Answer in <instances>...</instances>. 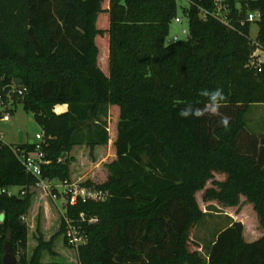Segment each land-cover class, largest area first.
<instances>
[{"label": "trees", "instance_id": "16d2710c", "mask_svg": "<svg viewBox=\"0 0 264 264\" xmlns=\"http://www.w3.org/2000/svg\"><path fill=\"white\" fill-rule=\"evenodd\" d=\"M182 1L187 39L166 44ZM215 1L0 0V97L10 95L43 132L49 164L42 178L73 182L74 149L107 147L112 157L101 181H79L108 191L109 199L69 198L64 207L72 219H96L78 224L86 242L76 254L61 216L48 240L40 217L33 235L22 221L31 214L36 179L14 150L34 146L0 141V190H25L24 197L0 195V264L8 231L17 264H68L73 253L81 264H264V149L246 128L250 107L264 106V63L253 57L264 49V0L239 7L219 0L228 25L203 18ZM253 11L260 13L255 43L245 21ZM14 85L25 92L4 96ZM216 89L226 99L213 113L201 92ZM57 106L66 111L56 113ZM187 108L204 114L181 116ZM241 200L252 221L233 218L203 259L193 233L204 205L232 211Z\"/></svg>", "mask_w": 264, "mask_h": 264}, {"label": "rangeland", "instance_id": "374dc122", "mask_svg": "<svg viewBox=\"0 0 264 264\" xmlns=\"http://www.w3.org/2000/svg\"><path fill=\"white\" fill-rule=\"evenodd\" d=\"M242 1L247 0H236L238 7ZM183 7H187V3L184 1L178 2L177 16L182 19V23L179 25L171 23L169 34L165 41L166 44H168L171 41L172 36L176 34L175 31L177 27L180 29L187 28V21L182 16ZM257 33L258 27L256 23H252L250 38L254 40ZM179 37L184 39L185 36L179 33ZM259 58L260 61L264 62V54L261 53ZM9 110H11L9 113L10 120L5 122L0 119V141L4 145L17 147L18 130H20L22 132L23 143H34L35 135L40 132V128L34 121L33 114L26 113L23 110L22 105H10ZM2 112L3 111L0 108L1 115L3 114ZM109 122L111 123V120H109ZM246 128L254 135L252 136V139H255L256 142L259 143V147L264 149V106L252 105L250 107L249 112L246 115ZM71 156H73L74 159V162L71 164L75 174V177L72 180L73 182L80 180L85 181L90 178L101 181L105 175L104 164L112 159L111 152L107 147L96 149L93 154H89V151L84 148L74 149ZM58 184H60L58 181H52V185L57 186L53 191L54 194L58 195L56 201H54L51 196H46L44 192L37 187L36 190L30 191L33 195V208L31 214L26 217L25 222L31 227V234L33 235L35 232L34 227L36 218L40 217V230L45 240H48L57 231L59 219L60 216L62 218L63 209L65 207V198L62 197V190L58 187ZM233 218L240 219L244 223L252 221V211L246 202L242 201L240 206L232 211L214 204L204 205L203 219L197 225L195 232L193 233V239L200 244L203 259H207V252L216 235L220 231L229 227ZM69 256V261L76 259L74 253L71 255L69 254ZM59 260V258L56 259V261Z\"/></svg>", "mask_w": 264, "mask_h": 264}, {"label": "built area", "instance_id": "2783aa9c", "mask_svg": "<svg viewBox=\"0 0 264 264\" xmlns=\"http://www.w3.org/2000/svg\"><path fill=\"white\" fill-rule=\"evenodd\" d=\"M216 5V10L213 13H208L202 11L203 18L206 19L207 16H212L215 19L220 20L223 22L225 25H228L224 13H222V10L226 11L225 6L221 4L219 0L215 1ZM260 19V13L258 11H253L249 12L246 16L245 21L249 23H255L259 21ZM173 24L179 25L182 23V19L180 17H175L174 20L172 21ZM177 32L174 34L171 38V41L169 43H175L180 40H186L188 31L187 28H176ZM179 33L181 35H184V39H181L179 37ZM255 43V39L253 40ZM264 54V49L257 47L255 52L253 53V57L257 59L258 63H264L260 61L259 55ZM257 70L260 72L261 68L259 67V64H257ZM25 92L24 88L17 87V86H12L11 91L9 94H14L16 93L18 96H21ZM12 105V100L10 99V95H8V101H2L0 97V108L2 109V115L0 114V119L1 121H9L10 120V112L9 106ZM43 132L40 131L35 135V141L33 144L34 148L31 152L29 153H24L20 149L14 150V154L16 155L17 159L20 161L22 164L24 170L26 173H28L30 176L34 177L36 179L35 187L39 188L41 191L44 192L46 196H51V198L56 201L58 195L54 194V188L57 186L52 185V181L46 180L42 178V173H41V168L44 165H48L49 161L46 160L45 158V153L43 151ZM58 184V187L61 188V194L62 197L65 198V205L67 203V200L70 198L73 200V202H79L81 204H88V203H100L104 202L109 199V193L108 191L105 190H97V189H90V188H85L81 186L79 181L77 182H66V183H61ZM0 195H6L7 197H24L25 195V190L24 189H17V188H11V189H1L0 190ZM0 213L1 209H0ZM62 219L64 222V235H65V240L66 244L69 248L73 249L75 253L77 254L78 249L85 244L86 242V236L85 234L80 231L79 225L80 223H87V224H92L96 221L95 218H88L85 214L81 213L77 217V219H72L66 215L65 209H63L62 213ZM26 217H22V221H25ZM2 222H0V225ZM68 264H81L77 259H74L71 263Z\"/></svg>", "mask_w": 264, "mask_h": 264}, {"label": "clouds", "instance_id": "9594fccd", "mask_svg": "<svg viewBox=\"0 0 264 264\" xmlns=\"http://www.w3.org/2000/svg\"><path fill=\"white\" fill-rule=\"evenodd\" d=\"M201 94L204 96L210 97V100L213 105V107L211 108V111L213 113L217 111V108L220 106V103L225 101L226 99L221 89H216L215 91L211 93H209L207 90H202ZM190 114L199 117V116H202L204 112L199 109H196L195 111H193L191 108H187V109L182 110L180 113V115L183 117H187ZM220 123L227 130L229 127V118L227 116L222 117Z\"/></svg>", "mask_w": 264, "mask_h": 264}, {"label": "water", "instance_id": "95a60500", "mask_svg": "<svg viewBox=\"0 0 264 264\" xmlns=\"http://www.w3.org/2000/svg\"><path fill=\"white\" fill-rule=\"evenodd\" d=\"M175 32H177V30ZM16 83L21 84L22 81L16 80ZM10 91H11V87H6L4 89V96H7ZM22 143H23L22 132L20 130H18V145H21ZM4 219H5V214L0 213V222L3 223ZM3 251H4V254L2 256V264H17V260L15 258L14 253H13L10 231H8L6 234L5 243L3 246Z\"/></svg>", "mask_w": 264, "mask_h": 264}, {"label": "crops", "instance_id": "0c3cea01", "mask_svg": "<svg viewBox=\"0 0 264 264\" xmlns=\"http://www.w3.org/2000/svg\"><path fill=\"white\" fill-rule=\"evenodd\" d=\"M66 111V107L65 106H57L55 109L56 113H64Z\"/></svg>", "mask_w": 264, "mask_h": 264}]
</instances>
